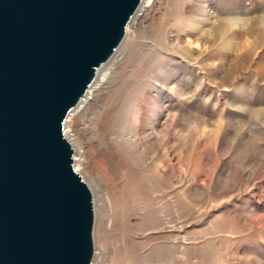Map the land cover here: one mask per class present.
<instances>
[{
  "label": "rangeland",
  "instance_id": "rangeland-1",
  "mask_svg": "<svg viewBox=\"0 0 264 264\" xmlns=\"http://www.w3.org/2000/svg\"><path fill=\"white\" fill-rule=\"evenodd\" d=\"M142 6L64 126L85 151L93 264H264V0Z\"/></svg>",
  "mask_w": 264,
  "mask_h": 264
},
{
  "label": "water",
  "instance_id": "water-1",
  "mask_svg": "<svg viewBox=\"0 0 264 264\" xmlns=\"http://www.w3.org/2000/svg\"><path fill=\"white\" fill-rule=\"evenodd\" d=\"M143 0H0V264H93V194L64 123Z\"/></svg>",
  "mask_w": 264,
  "mask_h": 264
},
{
  "label": "bare ground",
  "instance_id": "bare-ground-1",
  "mask_svg": "<svg viewBox=\"0 0 264 264\" xmlns=\"http://www.w3.org/2000/svg\"><path fill=\"white\" fill-rule=\"evenodd\" d=\"M147 2H148V0H145V2H144V0H143V2H142V4H143V6H142V4H141V6H142V9L141 10H143L145 7H146V5H147ZM141 6H140V8H141ZM140 8L138 9V11L140 10ZM138 11L136 12V14L138 13ZM141 12V11H140ZM136 14L133 16V18L136 16ZM132 18V20H133V22H131L130 21V23H132L133 25H131L130 23V25L132 26V28L134 29V32L135 31H137V29H138V24H139V15H137L134 19ZM129 24H128V26H129ZM128 26H127V28H128ZM131 26L129 27V29H128V32H129V30H130V28H131ZM128 35V33H127V30H126V36ZM122 46V45H121ZM121 46L117 49V51L115 52V54L113 55V57H112V59L109 61V63L110 62H113V66L114 67H117V66H120V65H122V63H123V61H124V52H122L121 50H119L120 48H121ZM108 64V63H107ZM106 65V64H105ZM103 67V66H102ZM101 67V68H102ZM101 68L98 70V73H99V71L101 70ZM98 73H97V78H96V83L93 85H91L90 86V88L88 89V91H87V93H86V95L84 96V98L81 100V102L79 103V105L76 107V108H74L70 113H69V115L67 116V118H68V120H69V118H71V123H73V121L78 117V116H80L85 110H87L91 105H92V100L94 99V95H95V93L97 92V90L98 89H100V88H102V86L105 84V82H106V80H107V78H108V76H109V73H110V69H108V70H105V71H103V73H99V75H98ZM67 118H66V121H67ZM65 121V122H66ZM64 126H65V123H64ZM66 126H67V123H66ZM143 129V128H142ZM141 129V130H142ZM65 133H67V132H65ZM65 135V134H64ZM67 136H68V138L69 139H71V135L70 134H67ZM65 137H66V135H65ZM145 139V138H144ZM142 140V139H141ZM69 141V140H68ZM72 141V143L70 142V144H71V146H72V148H73V150H74V156H75V153H76V160L74 159V156H73V159H74V165L76 164V168L78 169V167H79V169H81V171H84V168H85V151L84 150H82V148L80 147V143H79V141L77 140V139H73V140H71ZM73 144V145H72ZM75 148V149H74ZM75 150H76V152H75ZM75 161H76V163H75ZM75 169V168H74ZM88 185V184H87ZM89 186V185H88ZM90 188V187H89ZM90 190H91V188H90ZM91 192H92V190H91ZM92 194H93V192H92ZM93 197H94V195H93ZM106 199H108V201L109 202H112V200L110 199V198H106ZM94 205H95V203H94Z\"/></svg>",
  "mask_w": 264,
  "mask_h": 264
}]
</instances>
